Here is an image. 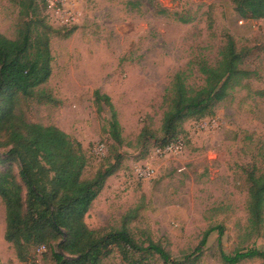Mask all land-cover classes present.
Segmentation results:
<instances>
[{
    "label": "rangeland",
    "instance_id": "rangeland-1",
    "mask_svg": "<svg viewBox=\"0 0 264 264\" xmlns=\"http://www.w3.org/2000/svg\"><path fill=\"white\" fill-rule=\"evenodd\" d=\"M59 9L46 12L56 34L53 72L44 86L57 104L28 102L27 120L56 126L83 145L89 160L85 179L104 165L113 144L112 113L104 104L98 109L96 91L110 97L125 140L122 168L107 180L87 225L118 228L129 210L141 206L134 232L149 231L174 258L191 254L207 230L219 227L221 245L219 231L211 233L196 264H226L223 253L264 251V226L251 231L248 213V175L264 172V20L242 18L231 0H69ZM18 22L19 8L0 0V33L14 39ZM228 35L244 52V68L253 78L219 104L214 116L184 124L180 154L157 156L153 142L143 147L144 127L161 135L164 97L174 75L199 58L215 64ZM189 83L202 85V77L194 71ZM5 167L0 164V170ZM148 167L155 173L142 178L139 170ZM13 170L18 175L19 167ZM5 230L0 199V264H23ZM35 258L37 264H55L48 249ZM108 264L127 263L114 253Z\"/></svg>",
    "mask_w": 264,
    "mask_h": 264
},
{
    "label": "trees",
    "instance_id": "trees-1",
    "mask_svg": "<svg viewBox=\"0 0 264 264\" xmlns=\"http://www.w3.org/2000/svg\"><path fill=\"white\" fill-rule=\"evenodd\" d=\"M9 2L19 8V22L14 39L0 33V148L4 149L0 164L6 166L0 170V199L6 211L5 240L15 249L18 260L37 264L35 254L45 247L55 264H108L114 253L127 264H152L156 259L163 264H196L211 233L219 231L221 245L224 228H211L191 254L174 258L149 231L134 232L132 225L141 206L129 210L118 228L93 230L87 225L94 202L124 162L120 148L125 140L118 113L109 96L95 92L98 109L101 111L104 104L112 113L108 134L113 144L104 165L85 179L89 160L83 145L56 126L28 121L24 113L28 102L57 104L44 88L53 72L51 40L56 34L47 20L48 2ZM231 2L242 18L264 20V0ZM244 61V52L228 35L215 64L199 58L191 62L188 71L176 73L164 97L161 135L144 127L139 136L143 147L153 142L154 150L166 148L183 140L187 121L214 116L219 104L253 78ZM194 71L202 77V85L189 83ZM248 182L249 228L260 232L264 226V172L251 171ZM222 258L226 264L264 260V251L250 249L233 256L223 253Z\"/></svg>",
    "mask_w": 264,
    "mask_h": 264
},
{
    "label": "built area",
    "instance_id": "built-area-1",
    "mask_svg": "<svg viewBox=\"0 0 264 264\" xmlns=\"http://www.w3.org/2000/svg\"><path fill=\"white\" fill-rule=\"evenodd\" d=\"M69 2V0H48V9L54 10L56 12H61L59 9V6L64 5L65 3ZM184 149V144L181 140L175 141L168 145L166 148H158L155 150V154L157 156H164V155H171V154H180ZM155 173L154 169L151 168H146L140 169L139 174L142 178H149L152 177L153 174ZM46 248L42 247L38 250V252L45 251Z\"/></svg>",
    "mask_w": 264,
    "mask_h": 264
}]
</instances>
